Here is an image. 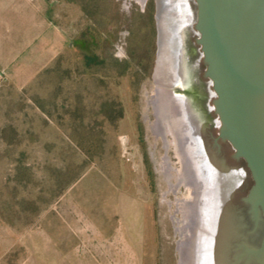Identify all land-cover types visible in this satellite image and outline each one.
Listing matches in <instances>:
<instances>
[{
	"label": "rangeland",
	"instance_id": "obj_1",
	"mask_svg": "<svg viewBox=\"0 0 264 264\" xmlns=\"http://www.w3.org/2000/svg\"><path fill=\"white\" fill-rule=\"evenodd\" d=\"M0 2L32 51L17 84L0 70V264H179L157 0Z\"/></svg>",
	"mask_w": 264,
	"mask_h": 264
},
{
	"label": "water",
	"instance_id": "obj_2",
	"mask_svg": "<svg viewBox=\"0 0 264 264\" xmlns=\"http://www.w3.org/2000/svg\"><path fill=\"white\" fill-rule=\"evenodd\" d=\"M155 22L179 264H264V0H157Z\"/></svg>",
	"mask_w": 264,
	"mask_h": 264
},
{
	"label": "crops",
	"instance_id": "obj_3",
	"mask_svg": "<svg viewBox=\"0 0 264 264\" xmlns=\"http://www.w3.org/2000/svg\"><path fill=\"white\" fill-rule=\"evenodd\" d=\"M21 7L25 8V4L23 3ZM9 8L0 2V70L6 71V77L17 84L13 70L29 68L32 61V51L29 50L26 54L23 48L26 41L23 39L18 41L16 33L10 34ZM25 82L19 83L24 84Z\"/></svg>",
	"mask_w": 264,
	"mask_h": 264
},
{
	"label": "trees",
	"instance_id": "obj_4",
	"mask_svg": "<svg viewBox=\"0 0 264 264\" xmlns=\"http://www.w3.org/2000/svg\"><path fill=\"white\" fill-rule=\"evenodd\" d=\"M85 62L87 65H91L94 62V58L88 55L85 57Z\"/></svg>",
	"mask_w": 264,
	"mask_h": 264
},
{
	"label": "bare ground",
	"instance_id": "obj_5",
	"mask_svg": "<svg viewBox=\"0 0 264 264\" xmlns=\"http://www.w3.org/2000/svg\"><path fill=\"white\" fill-rule=\"evenodd\" d=\"M125 146H127V141L125 140ZM166 168V167H165Z\"/></svg>",
	"mask_w": 264,
	"mask_h": 264
}]
</instances>
